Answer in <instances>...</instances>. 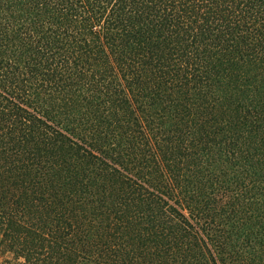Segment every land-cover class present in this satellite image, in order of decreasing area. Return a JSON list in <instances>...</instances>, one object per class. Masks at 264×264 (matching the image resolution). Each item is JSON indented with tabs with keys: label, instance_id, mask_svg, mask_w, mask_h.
Wrapping results in <instances>:
<instances>
[{
	"label": "trees",
	"instance_id": "1",
	"mask_svg": "<svg viewBox=\"0 0 264 264\" xmlns=\"http://www.w3.org/2000/svg\"><path fill=\"white\" fill-rule=\"evenodd\" d=\"M0 264H264V0H0Z\"/></svg>",
	"mask_w": 264,
	"mask_h": 264
}]
</instances>
